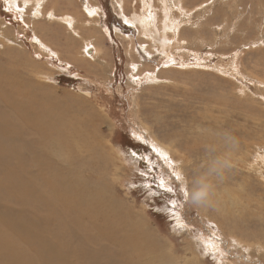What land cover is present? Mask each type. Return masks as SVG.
Returning <instances> with one entry per match:
<instances>
[{"label": "rangeland", "instance_id": "obj_1", "mask_svg": "<svg viewBox=\"0 0 264 264\" xmlns=\"http://www.w3.org/2000/svg\"><path fill=\"white\" fill-rule=\"evenodd\" d=\"M124 1L129 14L135 2ZM42 3V11L54 9L55 17L35 18L34 0H0V90L10 92L11 84L15 91H54L53 100L70 112L62 126L67 135L78 125L76 143L90 137V151L78 156L97 163L77 170L85 178L96 168L90 175L96 181L103 176L105 198L117 201L105 209L89 203L92 214H113L114 228L131 231L130 208L150 232L135 240L152 236L161 246L141 249L132 264H264V0H183L193 9L182 23L184 47L169 57L157 51L149 56L138 45L144 37L137 24H126L114 0ZM89 4L99 7L93 17L102 36L84 29ZM62 14L74 17L83 37L64 25ZM124 35L134 37L131 54ZM89 38L101 41L95 59L83 52ZM128 71L140 77L153 72L156 80L143 83ZM54 116L60 122L56 110ZM217 156L230 167L213 179L212 205L194 206V182ZM29 171L37 179L36 167ZM161 180L173 191L162 189ZM86 181L81 190L92 188ZM34 185L41 186L39 179Z\"/></svg>", "mask_w": 264, "mask_h": 264}, {"label": "bare ground", "instance_id": "obj_2", "mask_svg": "<svg viewBox=\"0 0 264 264\" xmlns=\"http://www.w3.org/2000/svg\"><path fill=\"white\" fill-rule=\"evenodd\" d=\"M42 1L44 0H34L35 18L43 15L55 17L53 8H50L53 11H42ZM132 1L135 4L131 12L126 14V2L114 0L122 8L126 24H137L139 37H144L141 43H137L143 46L149 56L157 51L169 57L174 48L184 47L182 45L184 40L180 38L184 30L182 23L188 21L187 17L193 9L185 8L183 0H130L128 4L131 5ZM85 10L88 19L84 20V29L88 34L96 29L102 36L103 31L96 27L98 19L93 17L98 16L99 7L89 4ZM59 19L76 35L83 37L74 27L73 16L62 14ZM114 29L118 31V28ZM124 37L128 46L126 52L131 54L137 49L133 42L134 37L133 35ZM35 38L40 45H44L37 36ZM91 40L93 38L84 40L86 43L83 45V52L85 57L97 58L102 53L101 41ZM129 64L135 68L138 62L133 60ZM128 72L132 75L130 71ZM151 75L154 73H147L142 76L143 78L140 77V73L132 76H138L140 81L147 83L156 80V76ZM8 88L11 91L7 93L0 90V103L5 106L0 107L2 264H132V260L142 255L141 249L145 247L160 250V244L152 236L142 237L140 241L135 240V234L141 235L145 231L149 235L150 232L145 225V218L130 208L125 207L127 213L136 220L133 219L136 226L131 231L114 228L113 214L102 212L99 217L92 214L89 203H95L105 209L112 208L117 201L105 198L108 185L103 176H96V181L90 175L96 168L88 172L89 175L85 178L82 172L79 173L77 170L78 167L95 161L97 163V159L87 161L82 159L84 156H78L79 152L90 151L88 150L90 137L80 140L79 144L76 143L75 139L81 130L78 125L74 127L73 134L67 135V130L65 132L62 126H65V115L70 112L62 102H59L60 100H53L54 91H48L43 86H41L43 91L38 89L39 87L15 91L11 84ZM55 110L60 114V122L54 116ZM58 122L59 127L55 125ZM29 136L36 139L28 140ZM96 140L100 144L104 143L101 138ZM69 161L72 165H68ZM31 166L36 167L37 179L41 186H35L37 179L29 176ZM102 173L105 175L106 172ZM86 180L90 182L92 188L81 190V187L87 185ZM122 231L124 234L120 238L118 234ZM140 264H149V261ZM161 264L169 263L161 261Z\"/></svg>", "mask_w": 264, "mask_h": 264}, {"label": "clouds", "instance_id": "obj_3", "mask_svg": "<svg viewBox=\"0 0 264 264\" xmlns=\"http://www.w3.org/2000/svg\"><path fill=\"white\" fill-rule=\"evenodd\" d=\"M225 142H227L226 139ZM229 167L230 164L224 156H217L208 172L195 180L194 187L189 194L190 203L197 207L211 206L216 194L213 179L220 178Z\"/></svg>", "mask_w": 264, "mask_h": 264}, {"label": "snow or ice", "instance_id": "obj_4", "mask_svg": "<svg viewBox=\"0 0 264 264\" xmlns=\"http://www.w3.org/2000/svg\"><path fill=\"white\" fill-rule=\"evenodd\" d=\"M139 139V137H137ZM152 151L155 152L158 156H160L162 159H164L165 161H168V157L166 155H164L162 152L159 151V149H157L155 146H153ZM133 156H135V153L132 154ZM170 163V161H169ZM173 175H175L177 180L182 179V177H180L178 174L173 173ZM162 189H164L165 191L168 192H172L173 189L171 187H165L164 181L161 180L160 181V185H159Z\"/></svg>", "mask_w": 264, "mask_h": 264}]
</instances>
